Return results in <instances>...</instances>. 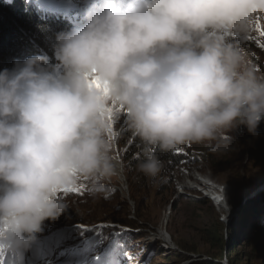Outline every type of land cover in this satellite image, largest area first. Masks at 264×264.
<instances>
[{
    "label": "clouds",
    "instance_id": "clouds-1",
    "mask_svg": "<svg viewBox=\"0 0 264 264\" xmlns=\"http://www.w3.org/2000/svg\"><path fill=\"white\" fill-rule=\"evenodd\" d=\"M257 17L264 0H87L49 70L29 57L0 71V255L22 260L43 222L69 208L65 190L105 191L117 174L113 106L144 145L136 170L151 180L164 168L156 150L230 151L232 130L255 133L264 75L233 38L256 45Z\"/></svg>",
    "mask_w": 264,
    "mask_h": 264
},
{
    "label": "rangeland",
    "instance_id": "rangeland-1",
    "mask_svg": "<svg viewBox=\"0 0 264 264\" xmlns=\"http://www.w3.org/2000/svg\"><path fill=\"white\" fill-rule=\"evenodd\" d=\"M40 1L53 4L54 9L68 2L65 8L74 6L82 15L87 5V0ZM233 39L258 74L264 75V53L253 42ZM124 126L123 115L115 117L116 139L111 142L117 174L105 181V191L91 195L82 183L81 191L62 193L69 208L43 222L22 260L7 253L3 256L9 260L1 264H229L226 254L221 260L207 254L216 251L211 248L218 242L207 244L203 234L215 230L218 221L226 239L229 224L244 209L247 212L250 201L253 205L262 195L259 201L264 205V125L259 124L255 133L243 125L232 130L230 151L213 153L208 142L179 147L185 164L167 176L149 179L145 188L135 173L125 172L120 134ZM199 182L223 187L229 215L210 200L212 193ZM257 216L239 229L246 241L235 252L237 264H264L262 213Z\"/></svg>",
    "mask_w": 264,
    "mask_h": 264
},
{
    "label": "trees",
    "instance_id": "trees-1",
    "mask_svg": "<svg viewBox=\"0 0 264 264\" xmlns=\"http://www.w3.org/2000/svg\"><path fill=\"white\" fill-rule=\"evenodd\" d=\"M27 2L26 0H10V2L0 0V71L6 68L11 70L15 62H23L29 57L40 58L41 66L49 70L50 67L44 64L45 61H52L56 56L57 35L76 27L75 13L66 10L54 11L53 4L37 0H27ZM42 4L45 6H42ZM250 33H253L256 37L258 36L254 31ZM255 43V49L259 48L260 51L256 50L264 53V48L258 46V41H255ZM118 115L119 112L117 111L116 117ZM260 125H264V120H261ZM121 135L122 147L125 149V156L123 157L126 161L125 172L127 174L135 173L136 181L142 182L145 185L142 188H145L149 183V179L136 170V165L143 158L144 145L139 138L126 131V125L121 129ZM181 152L182 150L179 147L171 152L156 150V155L164 164L161 176L174 173L176 167L185 164L186 158ZM138 192L139 190L135 188L134 193ZM261 197L262 195L253 205L250 201L247 205L249 206L247 212L244 209L240 217L229 224L226 239L221 232V224L218 221H216L218 225L215 230L204 231L203 236L207 244H210L211 240L215 243L218 242V245H212L211 248L217 252L208 251L207 254L219 260L226 254L229 264H237V254L235 252L246 241L242 238L239 229L245 228L248 220H251L250 223L256 221L259 212L262 213L261 219H259L261 222L259 227L264 228V205L259 201V199H262ZM183 259L186 258L183 257ZM166 262H169V259Z\"/></svg>",
    "mask_w": 264,
    "mask_h": 264
},
{
    "label": "bare ground",
    "instance_id": "bare-ground-1",
    "mask_svg": "<svg viewBox=\"0 0 264 264\" xmlns=\"http://www.w3.org/2000/svg\"><path fill=\"white\" fill-rule=\"evenodd\" d=\"M37 1H40V0H37ZM42 2V1H41ZM28 3V2H27ZM28 5V4H27ZM68 5V2H66L65 3V5H64V7L62 8L63 10L65 9V7ZM42 6H45L44 4H42ZM67 10H73V11H75V15H76V18H79V19H76L75 18V21H77V23L78 24H81L82 23V20H83V15H82V13L81 12H78L77 10H76V8H74V6H72V7H70V8H68ZM79 20V21H78ZM76 27H78V25L76 26ZM261 38L259 37L258 38V41L260 40ZM45 65V64H44ZM52 69L54 70H58V71H60L61 72V70L63 69L62 68V66H61V64H60V62H59V60L57 59V62L52 66ZM116 134V133H115ZM115 137V135L113 136V138ZM115 139H116V137H115ZM116 164V163H115ZM194 180H195V178H194ZM199 181V180H198ZM183 183H185V182H183ZM199 184L202 186V187H204V189L205 188H207V190H208V192L209 193H212L211 194V198H210V200L212 201V202H215L216 203V205L218 206V207H221L222 208V210L224 211H226V213L229 215L230 214V212H231V210H227L226 208H225V206H227V203H225V200H227V196L225 195V191H221L222 189H223V187H220L219 185H215L214 187L213 186H209L208 184H206V185H204L203 184V182L201 183V182H199ZM187 187V185H185V186H183V188H186ZM228 201V200H227ZM215 205V204H214ZM222 206H224V207H222ZM229 209V208H228ZM9 258L10 257H8V256H2V255H0V264L1 263H6L8 260H9Z\"/></svg>",
    "mask_w": 264,
    "mask_h": 264
},
{
    "label": "snow or ice",
    "instance_id": "snow-or-ice-1",
    "mask_svg": "<svg viewBox=\"0 0 264 264\" xmlns=\"http://www.w3.org/2000/svg\"><path fill=\"white\" fill-rule=\"evenodd\" d=\"M254 32H256L258 34V36L261 38L258 41V46L261 48H264V23L261 22V19L259 17H257L256 21L254 22L253 25V30ZM246 39H252L251 36L246 37ZM90 84L94 85L96 87H99V81L97 79H92L90 80ZM117 111L119 113H121L123 110L122 108H116L115 106H113V108L109 109V115H108V120L110 121V123H112L114 125V121H115V117L117 114ZM179 151V150H178ZM81 191L80 187H76L70 190H65L64 193H68V192H79Z\"/></svg>",
    "mask_w": 264,
    "mask_h": 264
}]
</instances>
